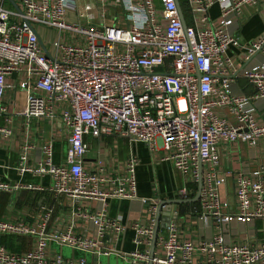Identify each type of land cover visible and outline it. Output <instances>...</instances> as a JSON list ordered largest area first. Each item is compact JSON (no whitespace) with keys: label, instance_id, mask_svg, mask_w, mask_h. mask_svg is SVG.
<instances>
[{"label":"built area","instance_id":"2783aa9c","mask_svg":"<svg viewBox=\"0 0 264 264\" xmlns=\"http://www.w3.org/2000/svg\"><path fill=\"white\" fill-rule=\"evenodd\" d=\"M185 5L186 28L176 0H0V144L12 140L17 121L29 128L34 120L50 124L52 135L60 128L69 143L64 163L56 165L53 137L27 138L16 168L4 166L21 180L30 175L51 183L0 179V197L27 191L64 201L55 205L49 198L33 220L29 212L1 218L0 236L27 238L32 246L14 253L0 244V264H88L53 255L51 245L118 254L114 246L127 230L134 232L135 250L122 257L150 263L160 201L139 196L140 160L130 154L121 168H112L99 157L86 167L89 140L103 144L110 137L144 144L171 164L184 181L175 200L196 195L201 170L198 209L183 215L180 205L173 207L152 264H264V163L255 174L234 177L229 210L226 179L218 171L225 148L264 142V60L253 62L264 58V32L251 41L238 35L243 7L264 8V0ZM214 6L217 20L210 15ZM42 28L59 35L52 49L44 45L48 53L40 43ZM239 80L254 93L239 90ZM223 109L237 125L220 115ZM114 200L139 203L144 213L125 225L109 215ZM184 221L196 224L195 238L187 237Z\"/></svg>","mask_w":264,"mask_h":264},{"label":"crops","instance_id":"0c3cea01","mask_svg":"<svg viewBox=\"0 0 264 264\" xmlns=\"http://www.w3.org/2000/svg\"><path fill=\"white\" fill-rule=\"evenodd\" d=\"M211 18L217 20L219 18V8L214 6L210 11ZM74 21V16L72 17ZM264 32V8H253L249 6L243 7V15L241 18V27L238 31V35L242 41H251L257 38ZM40 35L42 37L41 43L52 49V43L59 37L55 31L47 30L45 28L40 29ZM50 41V45L48 44ZM229 55L232 56L240 65H244L240 61L239 53L235 50H231ZM264 60L261 56H256L253 62L259 63ZM246 95H252L254 88L246 80H239L238 87ZM23 97L21 96V99ZM7 100H11L8 96ZM23 104V103H22ZM21 106H19V109ZM223 118L227 119L231 124L237 125V118L232 115L228 109H223ZM20 122L17 121L16 133L12 140L8 143L0 144V179L6 182H18L19 178L15 170L4 169V166H11L16 168L18 165V157L21 146L25 143L27 138L36 137L44 140H51L54 138V163L56 165L62 164L65 161L69 143L66 135L60 130L56 135H52V127L50 124L34 120L29 128L19 127ZM0 124H3L2 120ZM21 124V123H20ZM29 132V134H27ZM29 137H26V136ZM91 143V150L86 159V167L90 169L97 158H103L115 168L117 165L121 166L130 154H134L140 160V166L138 168V181H139V196L140 198H154L158 201H172L175 200V194L179 188L184 187V181L181 175L174 169L171 164L161 163L158 155L153 157L149 149L144 144L131 143L128 139L123 138H105L103 144H99L98 141L89 140ZM102 147V149L100 148ZM226 154L223 155L221 165L218 169L219 173L226 179L228 196L225 197L224 208L231 209L234 206V177L240 174H255L259 171L260 167L264 163V142L256 148H251L248 144L239 143L237 145L229 146L225 148ZM113 162V164H112ZM166 173L170 174V178L167 179ZM21 182L25 184L42 185L44 187L50 186V179L48 177L34 178L30 175H26ZM190 186V190L192 191ZM195 192V188H193ZM51 199L52 204H57L64 201L63 198H55L47 196L39 192H27L22 191L18 194L3 193L0 197V219L9 218L17 219L27 212H29V219L33 220L35 215L41 210L48 199ZM85 205H89L85 203ZM91 207V206H89ZM151 207V206H150ZM158 207V205H157ZM147 209V208H146ZM150 208H148L149 210ZM59 210V209H58ZM147 211V210H146ZM144 213L143 207L139 203H132L129 201L114 200L109 204V215L111 218L121 217L123 223L131 224L136 218L140 217ZM186 214V213H185ZM184 214V215H185ZM147 219V216L144 215ZM187 223L184 229L187 230L188 238H195L196 236V224ZM190 224V226H189ZM262 222L258 223L259 236H263ZM160 235H166L167 229H160ZM4 238L10 241L8 238L0 236V244L4 245ZM20 239L18 244L15 245L14 253H24L31 248V240L27 238ZM134 232L127 230L117 240L114 248L118 254L112 253L111 255L94 256L82 251L72 250L66 247H59L56 244L51 245V252L53 255H60L64 259L80 260L84 259L88 264L99 262L101 264H133L130 260L123 258V254L131 253L135 250L133 243ZM24 241V242H23ZM28 241L30 242L27 246ZM6 246V244H5ZM10 248V247H9ZM151 250V247H150ZM12 251V250H11ZM158 251L157 247L155 252Z\"/></svg>","mask_w":264,"mask_h":264},{"label":"water","instance_id":"95a60500","mask_svg":"<svg viewBox=\"0 0 264 264\" xmlns=\"http://www.w3.org/2000/svg\"><path fill=\"white\" fill-rule=\"evenodd\" d=\"M176 2L178 5L181 20L183 22V26H184V28H186V23L184 21L180 2H179V0H176ZM17 10L19 12H21V10L19 8H17ZM41 45H42L44 51L46 53H48L44 44L41 43ZM199 176L200 177H199V183H198V190H197V193L193 199H191V200H179V199H177V200H172V201H163L158 205L157 211H156V216H155L154 234H153V238H152V245H151V250H150V263L149 264H152V260L154 258L158 233H159L160 229H167L168 228V225H169L171 218H172L171 211H172L173 207L177 206V205L196 203L199 200L200 194H201V188H202L201 170H200ZM164 206H165V208H164ZM174 218H175V216H174Z\"/></svg>","mask_w":264,"mask_h":264},{"label":"trees","instance_id":"16d2710c","mask_svg":"<svg viewBox=\"0 0 264 264\" xmlns=\"http://www.w3.org/2000/svg\"><path fill=\"white\" fill-rule=\"evenodd\" d=\"M180 3L182 4V9H183V11H184V13H185V15L187 14V10H186V5H185V0H180ZM195 197V195H193L191 198L193 199ZM198 209V202H196V203H192V204H185V205H180V212H181V214H185V213H188V212H191V211H196ZM10 241H7V239L6 238H4V240H3V242L2 243H4V246H5V244H6V247L11 251H13L14 250V248H15V245L16 244H18L17 242H19L20 241V239L21 238H8ZM22 240H24L23 238H22ZM25 241V240H24ZM23 241V242H24ZM26 242V241H25ZM30 242L28 241V243H27V246H28V244H29ZM10 247V248H9ZM29 247V246H28Z\"/></svg>","mask_w":264,"mask_h":264},{"label":"rangeland","instance_id":"374dc122","mask_svg":"<svg viewBox=\"0 0 264 264\" xmlns=\"http://www.w3.org/2000/svg\"><path fill=\"white\" fill-rule=\"evenodd\" d=\"M73 16H74L75 19H77L75 13H73ZM166 177H167V179H169L170 178V174L166 173Z\"/></svg>","mask_w":264,"mask_h":264}]
</instances>
